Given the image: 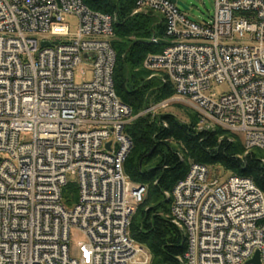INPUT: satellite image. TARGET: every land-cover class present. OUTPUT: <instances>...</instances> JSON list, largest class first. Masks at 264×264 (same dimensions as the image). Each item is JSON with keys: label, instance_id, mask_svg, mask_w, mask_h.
I'll list each match as a JSON object with an SVG mask.
<instances>
[{"label": "built area", "instance_id": "built-area-1", "mask_svg": "<svg viewBox=\"0 0 264 264\" xmlns=\"http://www.w3.org/2000/svg\"><path fill=\"white\" fill-rule=\"evenodd\" d=\"M137 6L165 21L169 44L145 66L176 90L145 112L179 99L201 129L230 130L247 153L264 152V0H215L203 21L172 0ZM66 15L77 17L75 31ZM116 20L83 0H0V264L151 263L130 232L146 186L124 168L135 116L114 85ZM79 66L90 80L76 83ZM213 83L230 90L218 95ZM70 175L79 198L67 206ZM171 195L172 221L187 238L184 264H258L257 252L264 264V191L251 177L221 179L193 163ZM74 227L86 241L72 256Z\"/></svg>", "mask_w": 264, "mask_h": 264}, {"label": "trees", "instance_id": "trees-1", "mask_svg": "<svg viewBox=\"0 0 264 264\" xmlns=\"http://www.w3.org/2000/svg\"><path fill=\"white\" fill-rule=\"evenodd\" d=\"M83 1L117 17L112 39L114 85L135 116L125 127L133 147L124 168L133 181L146 186L145 197L132 217L131 235L148 247L151 264H184L186 234L172 221L175 185L191 164L201 163L212 169L219 165L230 175L251 177L264 191V152L254 148L245 153L242 135L230 130L201 129L192 109L187 121L170 112H145L176 93L171 81L150 77L152 72L145 66L148 55L161 53L169 44L163 17L156 12L135 13L137 0ZM153 37L158 42L152 41ZM78 198L77 182H68L63 189L65 204L72 206Z\"/></svg>", "mask_w": 264, "mask_h": 264}, {"label": "rangeland", "instance_id": "rangeland-1", "mask_svg": "<svg viewBox=\"0 0 264 264\" xmlns=\"http://www.w3.org/2000/svg\"><path fill=\"white\" fill-rule=\"evenodd\" d=\"M178 1L183 2L184 5L188 7V10H185L188 17L196 21L208 20L215 12V0H178ZM77 21L78 20L76 16L66 15L64 23L69 24L71 27V30L75 31L77 29ZM47 37H50L51 39L55 38L50 35H48ZM82 70H85L86 73H83ZM91 78H92L91 71L87 67L79 66L75 69L76 83H82V82L90 80ZM211 90L212 92H216L218 95H221L223 93L228 92L230 88L227 83H213ZM191 109L192 111H195L194 108L191 107L189 104L178 99V100L172 101L171 105L162 111L173 113L178 118H180L182 121H187L189 119L187 114H189L188 111H190ZM22 138L28 141L31 138V134L29 133L23 134ZM210 169L213 175H215L216 173L217 176H219L221 179H224L230 175V172L225 171L223 167L219 165L213 169L210 167ZM69 178H70V181H73L76 179V177L73 175H70ZM85 241H86V237L81 230L75 227L71 229L70 251H71L72 256L77 253L79 249V244Z\"/></svg>", "mask_w": 264, "mask_h": 264}, {"label": "water", "instance_id": "water-1", "mask_svg": "<svg viewBox=\"0 0 264 264\" xmlns=\"http://www.w3.org/2000/svg\"><path fill=\"white\" fill-rule=\"evenodd\" d=\"M172 1L176 2L182 9L188 10V7H186L183 2L178 1V0H172ZM109 145H110V143H108V146ZM251 261L254 262V263L260 264V258H259V253L258 252H257V256L254 259H252Z\"/></svg>", "mask_w": 264, "mask_h": 264}]
</instances>
